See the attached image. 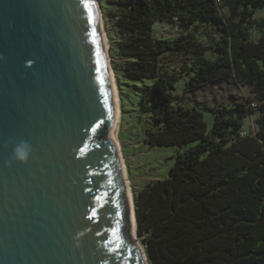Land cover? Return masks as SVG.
Segmentation results:
<instances>
[{
    "label": "water",
    "instance_id": "obj_1",
    "mask_svg": "<svg viewBox=\"0 0 264 264\" xmlns=\"http://www.w3.org/2000/svg\"><path fill=\"white\" fill-rule=\"evenodd\" d=\"M115 118L95 1L0 0V264H147Z\"/></svg>",
    "mask_w": 264,
    "mask_h": 264
},
{
    "label": "trees",
    "instance_id": "obj_2",
    "mask_svg": "<svg viewBox=\"0 0 264 264\" xmlns=\"http://www.w3.org/2000/svg\"><path fill=\"white\" fill-rule=\"evenodd\" d=\"M117 44L131 60L130 80L152 79L140 109L157 130L154 145H189L169 176L148 182L136 194L138 226L150 264H264V0H116ZM156 22L190 30L213 26L217 38L203 44L194 33L171 39L153 35ZM258 36H253V30ZM213 51L214 57L206 53ZM181 56L196 90L227 79L250 87L253 97L233 94L231 105L178 102L182 74L161 58ZM206 112L214 116L210 127ZM259 113L258 129L243 134L244 118Z\"/></svg>",
    "mask_w": 264,
    "mask_h": 264
},
{
    "label": "rangeland",
    "instance_id": "obj_3",
    "mask_svg": "<svg viewBox=\"0 0 264 264\" xmlns=\"http://www.w3.org/2000/svg\"><path fill=\"white\" fill-rule=\"evenodd\" d=\"M97 1L104 19L111 64L116 77L121 103L122 115L118 137L126 161L136 205L137 192L148 182L169 176L176 155L197 141L180 147L174 144L154 145L148 140L151 133L156 131L158 126L150 114L142 112L140 102L142 100L143 88L151 85L153 80H130L125 77L122 67L125 62L132 58L122 55L117 48V44L124 36L116 26V17L113 15L117 12L116 0ZM263 17L264 9H258L254 18L258 20ZM188 33H194L203 44L211 43L218 36L213 26L205 24H198L190 30L182 29L178 25H168L162 22H156L153 26V35L159 39L175 40ZM253 36L255 38L258 36V31L255 29L253 30ZM215 55L216 53L213 51L206 53L207 57H214ZM161 61L168 72L183 75L174 90V95L178 102H186L192 105L206 103L212 106L214 105V101L217 100L221 103L231 105L234 102L233 94L242 98L254 96L250 87L240 85L234 79L210 83L203 88L193 91L189 90L186 88V83L190 74L184 73L186 68H182L184 63L181 61V56L167 54L161 58ZM205 116L211 127L214 122V116L210 112H206ZM258 117L259 113L256 112L250 113L244 118L243 134L255 132L258 129ZM138 233L141 242L146 246L144 241L146 233L142 232L139 226Z\"/></svg>",
    "mask_w": 264,
    "mask_h": 264
},
{
    "label": "bare ground",
    "instance_id": "obj_4",
    "mask_svg": "<svg viewBox=\"0 0 264 264\" xmlns=\"http://www.w3.org/2000/svg\"><path fill=\"white\" fill-rule=\"evenodd\" d=\"M94 1L96 3L98 11H99L101 34H102L104 46H105V49H106V52L108 55V59L110 62V78H111L113 94H114V101H115V106H116V118H115L113 125L111 126V128L108 131V136H109V138H111L116 143L120 157H121L122 171H123V175H124V179H125V183H126V187H127L128 202H129L130 213H131V216H130L131 217V224H132L131 233H132L133 238L136 239L141 244L142 253L146 259L147 264H149L146 248L139 238L138 220H137L136 205H135V200H134V192H133L131 180H130V177H129V174L127 171V166H126V161L124 158L122 146H121V143H120V140L118 137V130H119V124L121 121L122 111H121L119 92H118V88H117V84H116V77H115L114 70H113V67L111 64V58H110V53H109V43H108L106 31H105L104 19H103L102 11L100 9V5H99L98 1L97 0H94Z\"/></svg>",
    "mask_w": 264,
    "mask_h": 264
},
{
    "label": "clouds",
    "instance_id": "obj_5",
    "mask_svg": "<svg viewBox=\"0 0 264 264\" xmlns=\"http://www.w3.org/2000/svg\"><path fill=\"white\" fill-rule=\"evenodd\" d=\"M9 143H12V141H9ZM4 147H8V144H5ZM32 151L33 149L29 142L23 140L19 141L15 144L12 151V155L10 159L6 162L7 166L11 167L13 162L27 163Z\"/></svg>",
    "mask_w": 264,
    "mask_h": 264
}]
</instances>
